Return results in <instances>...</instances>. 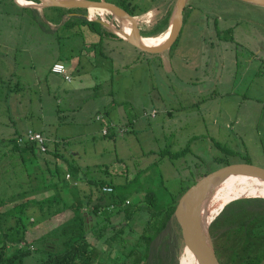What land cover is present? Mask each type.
Listing matches in <instances>:
<instances>
[{
  "label": "rangeland",
  "instance_id": "1",
  "mask_svg": "<svg viewBox=\"0 0 264 264\" xmlns=\"http://www.w3.org/2000/svg\"><path fill=\"white\" fill-rule=\"evenodd\" d=\"M111 1L128 7L126 0ZM151 4V0H143L138 8ZM184 14L183 32L172 49L171 71L160 63L158 71L153 68L151 76L146 77L132 57L124 58L122 50L111 49L112 80L104 83L100 90L81 89L76 95L64 94L63 86L55 91L50 85L38 84L36 80V77L43 80L46 76L51 77L48 68L54 60L42 50L44 40L38 35L39 20L0 17V25L6 29H29L23 35L5 31L14 44L8 53L19 54L23 52V46L29 45L35 54L31 66L0 67L13 70L14 76L9 83L13 92H17L18 78L25 81L24 88L13 95L6 87L8 81H3L0 73V203L4 197L19 190L21 180H28L29 174L24 162L22 165L21 155L11 149L12 145L5 138L9 128H13V133L27 126L42 130L49 139V149H58L61 154L49 155L52 159L50 167L52 171L57 168L59 175L50 178L48 171L40 166L35 174L39 179H63L64 173L75 164L90 171L88 174L94 179L113 180L116 184L137 174L139 179L134 184L139 186L142 194L155 190L160 196L170 198L193 183L195 178L227 163L246 162L264 168V7L241 0H189ZM155 25L149 30H154ZM21 37L24 42L17 45ZM46 40L49 48L56 47L53 35H48ZM72 72L75 80H79L77 72L73 69ZM146 90L151 93L144 97ZM81 94L94 98H81ZM103 96H108L112 102L117 98L124 100L127 115L156 106L147 111L156 109L157 117H144V109L141 113L145 118L143 124L134 128L113 120L104 124L94 116L99 105L98 110H108L104 104L108 98ZM13 98L20 106L11 117ZM109 123L114 126H109V134L105 135L103 129ZM121 127H128V131L120 132ZM30 158L32 160L26 158L25 164L33 169L39 157ZM79 185L87 189L92 187L98 193L95 185ZM49 192L36 196L44 197ZM256 196L263 197L257 194L242 197ZM10 205L13 203L7 201L0 205V212L14 213V208L7 210ZM218 206L207 212H213ZM30 213L34 215L33 210ZM66 217L59 215L51 222L35 226L30 224V219L27 238H38ZM10 220L14 221L13 218ZM6 228L5 224L0 225V234ZM90 239L96 242L93 236ZM186 250H182L179 264H183ZM41 256L42 252H34L26 258V263L31 264L34 261L30 259ZM100 258L114 263V259L105 253Z\"/></svg>",
  "mask_w": 264,
  "mask_h": 264
},
{
  "label": "trees",
  "instance_id": "2",
  "mask_svg": "<svg viewBox=\"0 0 264 264\" xmlns=\"http://www.w3.org/2000/svg\"><path fill=\"white\" fill-rule=\"evenodd\" d=\"M126 3L128 7L118 5L134 14L135 7L129 0ZM172 11L173 6L155 25L153 35L167 31ZM72 25L101 24L86 17L64 23L66 27ZM15 139L8 138L11 149L21 155L22 165L24 162L29 174L28 180H21L19 190L0 203H13L14 208V213L0 212V225L7 227L0 234V264H27L26 258L34 252H42V256L30 259L34 261L31 264H109L100 258L103 253L114 259L113 264H179L185 245L174 212L181 195L204 175L170 198L160 196L155 190L142 194L134 184L139 179L137 174L116 184L113 180L94 179L88 174L90 171L75 164L66 172L70 179L66 173L63 179L50 180L44 176L39 179L35 174L40 166L48 171L50 178L59 175L57 168L52 171L49 156L50 153L61 155L58 149L48 148L42 153L35 144L19 145ZM29 155L39 157L33 169L25 164L28 158L32 160ZM80 183L95 185L98 193L92 187L83 188ZM105 186H111L113 191H104ZM42 192L49 193L36 196ZM63 214L67 217L55 227L36 239L27 238L30 219V224L35 226ZM210 233L227 264H264V197H241L228 202L212 221Z\"/></svg>",
  "mask_w": 264,
  "mask_h": 264
},
{
  "label": "crops",
  "instance_id": "3",
  "mask_svg": "<svg viewBox=\"0 0 264 264\" xmlns=\"http://www.w3.org/2000/svg\"><path fill=\"white\" fill-rule=\"evenodd\" d=\"M34 1L37 2V0H0V17L6 15V17L8 18L18 19L27 17V19L31 21L32 19L39 20L37 28L38 35H41L40 38L44 40L41 43L43 46L42 50L43 52L50 54L54 58V60L48 68L49 75H51V77H49L48 79V76H46L44 80L40 77H36L38 84H40V82H44L45 84L50 85L51 88L55 91L57 89L59 90L63 86V93L71 95H76L81 89L100 90L102 89L104 83H108L112 80L110 69L112 56L110 55V51L111 49L115 48L123 51L124 58L126 56L132 57L134 61H136L142 68L141 70L146 77L151 76L150 72H152L153 68L158 71L160 63L163 64V67L166 66L169 71H171L173 68L171 59L173 51L172 49L175 48L178 43L172 49L164 53L159 54L145 52L129 43L125 38L112 31L111 28L106 27L96 20L98 18H102L105 21H109L111 18L110 14H107L105 11H96L94 14H92L93 16H89L91 18L89 19L87 16L88 11H85L84 8H70L71 10L65 11L63 9L69 8L49 6L41 7L39 5H34ZM137 1L138 0H130L129 2L137 10V12L135 10L134 15L139 21V26L142 27L144 36H155L152 34V30L149 29H151L152 25L157 24L162 18L167 15V12L172 7V3L174 2V0H159L155 4L153 2L154 0H151V6H141L139 8L138 5L142 3L143 0H139L138 2ZM79 17H86L87 19L96 21L101 25L93 27H89L88 25H72L69 27L64 26V23L67 20L70 21ZM10 30H12V34L16 32L23 35L25 34V31L28 32L29 29L26 28L25 30L23 29V27H11L10 29H6L3 25H0V53L3 56L0 57V67L5 65H9L10 67L15 65L31 66V61L35 59V54H33L30 50L29 45L23 46V52L19 54L8 53L14 48V44H12L8 36L10 34L5 33V31L7 32ZM164 33L165 32H162L158 35ZM48 35H53L55 37V48L48 47V40H46ZM218 40L221 43V38H219ZM50 41H52V39ZM23 42L24 38L21 37L19 38V42L16 44L20 45V43ZM127 48H130V50H128ZM180 53L182 52L180 51ZM258 58L260 59L261 57L259 56ZM56 62H63L66 64L69 73L72 75V79L70 81L67 80L63 75L52 72L51 67ZM72 69L77 72L79 80H75V78L73 77ZM0 73H2L3 75V81H8V85L6 84L8 92L9 90L12 91L13 89L9 88V83L12 82L11 80L14 76L13 70L8 71L3 68L0 69ZM92 77V80L88 79ZM24 84V78H18L16 81L17 92L12 91L11 93H13V95L19 93V90L24 88ZM109 92L112 93L111 91ZM149 93L151 92L148 90L143 91V96L145 97ZM80 97L94 98V96L92 97L88 94L85 96L81 94ZM103 97L108 98L106 99V101H104V104L108 107V110H98V108L100 107L99 105L94 116L96 118L97 114L103 113L105 117L101 121L104 124L107 120H113L114 122L120 123L121 125H130V127L134 128L137 125L143 124L145 118L141 117V113L144 109L156 108V106L144 107L140 109L136 114L127 115V112L124 108V100H122L121 98H117L116 101L112 102L108 96ZM16 101L17 99H14L12 101L14 112L9 113L11 117H14L15 111H18V106H20ZM9 118L10 117H8V119ZM28 128L32 127L27 126L26 128H23L22 131H18L15 133H13V128H7L8 134L6 135L8 136H5V138L15 137L17 134L24 132ZM39 131L42 132V130ZM10 208H13V205L8 206L7 210Z\"/></svg>",
  "mask_w": 264,
  "mask_h": 264
},
{
  "label": "water",
  "instance_id": "4",
  "mask_svg": "<svg viewBox=\"0 0 264 264\" xmlns=\"http://www.w3.org/2000/svg\"><path fill=\"white\" fill-rule=\"evenodd\" d=\"M241 1L264 7V0ZM188 2L189 0H176L166 31L167 33L169 32V38L158 46H150L146 43L142 27L139 26V21L134 14L108 0H37L33 4L41 7L84 8L88 11L87 16H90V7L102 9V11L110 14L111 18L109 21L98 18L96 19L98 22L111 28L112 31L125 38L135 47L145 52L160 54L169 51L177 44L183 29L184 11ZM131 26H135L132 31H130ZM241 178L264 184V168L246 162L226 164L204 174L178 199L174 218L181 229L183 245L196 253L202 264H227L217 251L215 244H213L210 233V225L216 216L211 221H208L203 215L205 191L217 182ZM194 207L196 216H194Z\"/></svg>",
  "mask_w": 264,
  "mask_h": 264
},
{
  "label": "bare ground",
  "instance_id": "5",
  "mask_svg": "<svg viewBox=\"0 0 264 264\" xmlns=\"http://www.w3.org/2000/svg\"><path fill=\"white\" fill-rule=\"evenodd\" d=\"M96 11H102V9H96L95 7H90V14ZM93 12V13H92ZM101 14V13H100ZM127 29V28H126ZM134 29L131 26L132 31ZM169 38V32L152 37H146V43L150 46H158L163 44ZM260 195L264 197V184L252 181L250 179H230L227 181L217 182L210 186L204 194L203 198V215L206 217L208 221H211L220 210L224 207V205L230 201L231 199L243 196V195ZM219 204L217 208L213 212L208 213V209L213 206ZM194 216H196V209L194 207ZM183 264H202L199 261L196 253L192 252L190 249L186 250L185 255L182 259Z\"/></svg>",
  "mask_w": 264,
  "mask_h": 264
},
{
  "label": "built area",
  "instance_id": "6",
  "mask_svg": "<svg viewBox=\"0 0 264 264\" xmlns=\"http://www.w3.org/2000/svg\"><path fill=\"white\" fill-rule=\"evenodd\" d=\"M90 17H91V14H90ZM90 17L88 16L89 19H91ZM51 70H52V72H54L56 74L63 75L69 81L72 79V76L69 73V70H68L66 64L63 63V62H56V63H54L52 65V67H51ZM157 113H158V111L156 109H152V110H148V111L146 109L143 112L142 115L144 117H152L153 118V117H156ZM104 117H105V115L102 114V113H99V114L96 115V119L99 120V121L103 120ZM109 126H114V124L113 123H109L106 126V128L103 129V133L105 135L109 134V131H110ZM125 131H128V127H121L120 128V132L123 133ZM15 141L19 145H23V144H27V143L35 144V146L42 153H46L47 150H48V148H49V146H48L49 139L44 135L43 132L38 131V130H35L34 128H28V129H26L22 135H19V136L16 137ZM66 174H67L66 177L68 179H70L71 178V175L68 174V173H66ZM74 184L77 185V182L75 181ZM103 190L106 191V192H111V191H113V188L111 186H105L103 188Z\"/></svg>",
  "mask_w": 264,
  "mask_h": 264
}]
</instances>
